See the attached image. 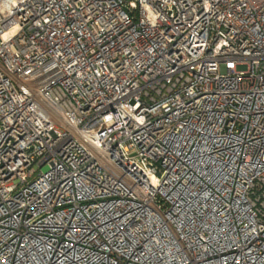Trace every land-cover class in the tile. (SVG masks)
<instances>
[{
	"label": "built area",
	"instance_id": "2783aa9c",
	"mask_svg": "<svg viewBox=\"0 0 264 264\" xmlns=\"http://www.w3.org/2000/svg\"><path fill=\"white\" fill-rule=\"evenodd\" d=\"M0 264H264V0H0Z\"/></svg>",
	"mask_w": 264,
	"mask_h": 264
}]
</instances>
